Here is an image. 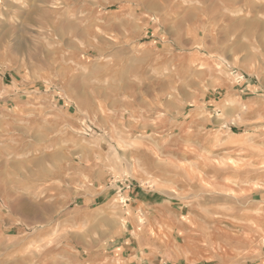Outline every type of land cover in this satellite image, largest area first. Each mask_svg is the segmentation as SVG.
I'll use <instances>...</instances> for the list:
<instances>
[{
    "label": "rangeland",
    "instance_id": "obj_1",
    "mask_svg": "<svg viewBox=\"0 0 264 264\" xmlns=\"http://www.w3.org/2000/svg\"><path fill=\"white\" fill-rule=\"evenodd\" d=\"M0 264H264V0H0Z\"/></svg>",
    "mask_w": 264,
    "mask_h": 264
}]
</instances>
